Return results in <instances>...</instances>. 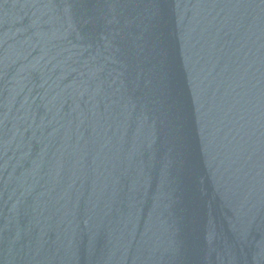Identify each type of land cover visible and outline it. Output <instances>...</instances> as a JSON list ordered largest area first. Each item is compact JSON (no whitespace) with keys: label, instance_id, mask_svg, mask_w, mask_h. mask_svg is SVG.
<instances>
[{"label":"water","instance_id":"obj_1","mask_svg":"<svg viewBox=\"0 0 264 264\" xmlns=\"http://www.w3.org/2000/svg\"><path fill=\"white\" fill-rule=\"evenodd\" d=\"M0 264H264V0H0Z\"/></svg>","mask_w":264,"mask_h":264}]
</instances>
